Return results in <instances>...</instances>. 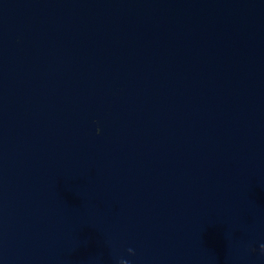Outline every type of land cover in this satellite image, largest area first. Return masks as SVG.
Returning <instances> with one entry per match:
<instances>
[{"label":"water","instance_id":"1","mask_svg":"<svg viewBox=\"0 0 264 264\" xmlns=\"http://www.w3.org/2000/svg\"><path fill=\"white\" fill-rule=\"evenodd\" d=\"M262 244L264 0H0V264Z\"/></svg>","mask_w":264,"mask_h":264},{"label":"clouds","instance_id":"2","mask_svg":"<svg viewBox=\"0 0 264 264\" xmlns=\"http://www.w3.org/2000/svg\"><path fill=\"white\" fill-rule=\"evenodd\" d=\"M260 248H261V253L264 254V244H262V245L260 246ZM128 252L133 253V250H132V249H128Z\"/></svg>","mask_w":264,"mask_h":264}]
</instances>
